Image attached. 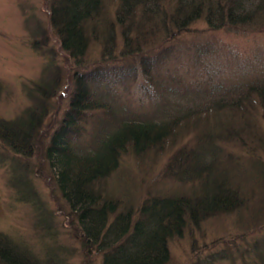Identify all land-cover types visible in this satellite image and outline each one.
<instances>
[{
  "label": "trees",
  "instance_id": "16d2710c",
  "mask_svg": "<svg viewBox=\"0 0 264 264\" xmlns=\"http://www.w3.org/2000/svg\"><path fill=\"white\" fill-rule=\"evenodd\" d=\"M46 1L49 28L40 20L30 22L32 15L25 25L32 47L48 62L24 86L29 105L14 118L0 116V168L7 170L20 202L30 207L41 246L17 244L0 232V264H75L77 255L79 264L98 255L101 264H168L174 238L191 233L195 243L194 232L205 222L233 214L239 216L234 240L220 239L224 249L203 264H264V136L251 132L255 108L262 109L264 121V67L248 78L247 57L231 71L217 53L219 34L264 33V0H113L118 3L113 17L106 0ZM198 22L203 27L193 28ZM253 24H260L258 31L246 29ZM50 29L63 58L44 48ZM118 42L124 49L117 55ZM93 45L100 46L97 63L91 60ZM115 56L127 67L104 65ZM178 65L187 66L183 79H192V87L174 86L180 83ZM134 74L135 81L141 75L146 86L152 85L148 91L155 98L160 94L154 81L162 94L167 86L172 97L196 98L197 110H181L164 122L111 119L101 129L103 120L97 119L88 127L91 115L104 109L97 96ZM230 84L238 86L236 94ZM67 93L66 109L53 119ZM219 112L223 115L216 117ZM183 128L193 132L186 144L179 142ZM232 144L243 152L236 157L238 166L252 165L248 172H239L227 149ZM131 153L140 159L153 155L155 167L160 156L166 160L142 197L122 203L104 196L100 187ZM40 176L59 193L53 196H61L59 208L40 196L35 184ZM248 237H253L251 248L239 249L235 240Z\"/></svg>",
  "mask_w": 264,
  "mask_h": 264
},
{
  "label": "rangeland",
  "instance_id": "374dc122",
  "mask_svg": "<svg viewBox=\"0 0 264 264\" xmlns=\"http://www.w3.org/2000/svg\"><path fill=\"white\" fill-rule=\"evenodd\" d=\"M106 1V9L110 11V17H113L112 13L115 11L118 3L113 0ZM167 1L168 0H165V2ZM49 14V6L46 0H0V84L2 85V91L0 93V116L6 119L14 118L29 105V101L25 96L24 86L36 80L43 66L48 62L47 57L32 47L34 39L31 38L30 33L26 29L25 17L32 15L34 19L30 22L33 23L35 20H40L42 24H45L46 27L49 28ZM252 26L257 28H253ZM259 26L260 24H253L249 25L246 29L255 32L259 30ZM192 27L198 28L203 27V25L198 22L196 25H192ZM48 32V44L44 48H53L56 50L58 57L63 58L64 55L60 52V44L58 43L57 37L54 36V31L50 29ZM251 33L252 35L249 38L233 35L226 36L223 34L217 36L220 44V48L217 47V53L221 54V64L223 67L233 71L237 67L236 63L247 57L250 62L245 68V72H249V74L246 75L248 78L255 76V74L264 67V33L259 35L258 33ZM206 40L211 41L210 39ZM38 46L40 45L37 44V47ZM99 47L98 45H93V54L91 55L92 63L102 61L98 57ZM117 48L115 47L114 51H116L115 53L118 55V53L124 49V44L118 42ZM119 56H115L114 59L107 61L104 65L110 64L113 65L114 68H126L127 65H124L123 58ZM113 60L115 61L112 63L111 61ZM231 61H235V63ZM127 64H130L129 67L135 64V58H133L132 61L127 60ZM178 66L180 68V73L178 71L177 78L180 80V83L174 86L177 87L180 84H185L192 87V79H190L191 83L183 79L182 71H186L187 66ZM155 84L156 81H154L153 87L158 89L160 94V97L157 98L148 91V89H150L149 86L152 85L149 84V86H146L141 75H138L135 81V74L126 78L117 88H111L110 93H105L107 95L97 96L98 98H96L95 102L104 107V109L103 112L97 111L91 115L88 120V127L95 126L97 119L103 120L101 122V129H105L108 124H111V119L113 122L115 120L130 121L135 119H160L157 121L164 122L175 117L181 110H197L198 101L196 98L181 96L172 97L171 92H169L170 89H168L167 86H165L166 90L162 94L161 88L154 86ZM230 86L236 94L235 89L238 86L232 87L231 84ZM200 88L201 87H198L197 89L200 90ZM147 94L151 95L153 99L149 100ZM219 95L213 94L211 96ZM68 98L69 95L67 93V95L61 99L62 101L58 105L59 109L57 108V113H54L52 116L53 119H55L57 115V118H60L62 111L67 107ZM229 101L230 99L227 100V102ZM108 106L110 108H108ZM253 111L255 117L252 119L251 132L258 136H264V121H261L262 109L258 107ZM222 115L223 112H219L216 117ZM181 135L182 138L179 137V142L181 140L180 144L183 142L186 144L192 141L193 132L191 129L183 128ZM89 138L90 134L87 133L85 137L82 136L81 140L87 142ZM232 145L233 147L227 146V149H229V147L231 148L230 151L234 154V162L237 164L238 160H236V157L243 152H241L236 145ZM233 148L236 150H233ZM242 159L243 161H241V163H244L245 160L244 158ZM165 160V155L160 156L158 160L159 166L155 167L154 157L151 154L141 159L135 157L132 153L130 155H125L121 160L120 167L101 185L100 188H102L104 196L114 197V199H118L122 203H127L129 200L135 199L136 197H142L141 195L143 192L149 186L154 185L152 180L158 178V173L162 170ZM250 166L252 165L244 163L243 166H238V170L239 172H248ZM254 172L255 170H252L250 173L254 174ZM7 178V170L0 168V232L10 237L17 244L30 246L38 250L41 244L37 240L38 235L33 226L31 209L28 205L20 202L18 196H16V192L7 182ZM40 178L41 179L35 182L37 190L41 194L40 196H42L53 208H59V204L60 206L63 205L61 196H53L54 193L56 195L59 194L57 190L54 189L48 181L44 180L42 176H40ZM252 182L254 184L253 180ZM60 213L63 212H57V214ZM64 218L67 222L68 219L66 217ZM238 218L239 216L237 214H233L221 215L209 219L201 226L200 230L194 232L195 243H192L191 233L188 235L185 234L183 237L174 238L172 244L169 246L170 260L168 264H203L204 261H208L206 258L209 254L219 253L224 249L223 247L225 246L219 243L220 239L223 241L234 240L239 225ZM252 240L253 237H248L246 240L247 243L239 240H235V242H238L237 246L239 249L248 250L253 244ZM61 241L67 245H71L70 247H72V249L73 247H77L79 250V246L72 242L68 236H62ZM213 242L215 243V247L211 249V247L214 246L212 245ZM74 258L75 264H79V261L82 260L80 255ZM101 263V255L95 256L92 260L90 258L89 262L88 257H85V261H83V264ZM210 264L231 263L226 260H216Z\"/></svg>",
  "mask_w": 264,
  "mask_h": 264
}]
</instances>
